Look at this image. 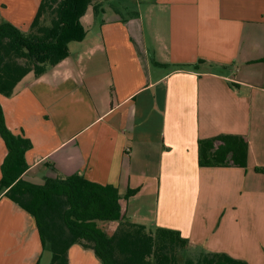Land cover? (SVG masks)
<instances>
[{
	"label": "crops",
	"instance_id": "crops-1",
	"mask_svg": "<svg viewBox=\"0 0 264 264\" xmlns=\"http://www.w3.org/2000/svg\"><path fill=\"white\" fill-rule=\"evenodd\" d=\"M121 1L126 16L105 7L106 20L89 6L69 55L0 95L7 126L32 143L23 177L115 185L127 218L180 231L188 256L264 264V0ZM40 3L0 0V23L28 30ZM219 135L246 138L245 165L199 164V142ZM7 152L0 135V180ZM49 251L35 218L0 195V264ZM68 264L103 263L74 244Z\"/></svg>",
	"mask_w": 264,
	"mask_h": 264
},
{
	"label": "trees",
	"instance_id": "trees-1",
	"mask_svg": "<svg viewBox=\"0 0 264 264\" xmlns=\"http://www.w3.org/2000/svg\"><path fill=\"white\" fill-rule=\"evenodd\" d=\"M89 6L103 20L107 19L105 7L122 15L118 7L104 1L41 0L28 30L11 22L0 23V95L12 96L28 73L41 76L63 61L69 55V44L86 36L81 17ZM0 135L8 150L1 166L0 195L35 218L43 246L51 250L50 264H68V250L74 244L93 249L103 264H249L224 252L188 256L190 243L180 231L149 229L127 218L115 185L94 182L79 173L45 177L41 184L26 180L25 155L32 143L9 129L1 101ZM247 152L245 137L219 135L199 142V164L243 166ZM138 191L129 189L125 197ZM108 221L119 222L112 235L101 225Z\"/></svg>",
	"mask_w": 264,
	"mask_h": 264
},
{
	"label": "rangeland",
	"instance_id": "rangeland-1",
	"mask_svg": "<svg viewBox=\"0 0 264 264\" xmlns=\"http://www.w3.org/2000/svg\"><path fill=\"white\" fill-rule=\"evenodd\" d=\"M97 1L98 2L104 1L106 3V5H108L110 3V4L114 5L115 7H119L123 11V15L125 14V16H126V14H127L121 0H97ZM105 223H107V222H102L101 225H103ZM50 262H51V252L49 251V252H46L41 264H50Z\"/></svg>",
	"mask_w": 264,
	"mask_h": 264
}]
</instances>
